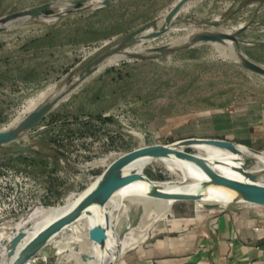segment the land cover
<instances>
[{
	"label": "rangeland",
	"instance_id": "374dc122",
	"mask_svg": "<svg viewBox=\"0 0 264 264\" xmlns=\"http://www.w3.org/2000/svg\"><path fill=\"white\" fill-rule=\"evenodd\" d=\"M178 1L0 0V130L63 95L35 127L0 145V237L32 207L72 200L116 157L142 144L217 138L264 154V74L244 64L249 60L264 68V0H192L164 34L139 35L121 50L122 59L105 60L81 78L96 54L126 34L146 24L149 31L157 30ZM42 6L38 15H20ZM209 32L237 34L238 41H231L237 59L222 51L227 41L195 40ZM161 46L164 50H152ZM232 117L241 124L233 125ZM216 148L186 151L225 156L227 150ZM244 163L248 169L263 166L251 154H245ZM173 170L169 160L159 159L145 176L160 184L192 182ZM205 203L179 200L155 220L154 210L145 213L126 201V210L115 215L117 230L133 225L137 233L128 235L123 252L156 236L173 215L227 207ZM78 227L70 237L88 231V225ZM70 240L57 238L30 264H74L77 253Z\"/></svg>",
	"mask_w": 264,
	"mask_h": 264
},
{
	"label": "water",
	"instance_id": "95a60500",
	"mask_svg": "<svg viewBox=\"0 0 264 264\" xmlns=\"http://www.w3.org/2000/svg\"><path fill=\"white\" fill-rule=\"evenodd\" d=\"M190 1L192 0H179L167 13L165 22L159 25L157 30L149 31L151 25H143L140 28L126 34L113 47L96 54L90 62L85 65L84 70L81 72V78L84 79L95 72L102 62L119 54L124 47L130 44L139 35H143L145 39H153L164 34L168 29V25L171 24V21ZM42 9L43 6L30 11H24L20 15H38L41 13ZM244 29L245 27L240 28L237 34L241 33ZM237 34L227 32H209L196 35L195 40L219 43L226 41L237 42ZM152 50L162 51L164 50V47H156ZM244 64L249 69L257 73L264 74V68L258 64L249 60H244ZM62 97L63 95L58 96L57 98L44 103L38 109L30 111L28 115L22 118V120L19 121L13 128L0 130V145L9 143L19 138L22 133L35 127L58 104ZM175 143L176 146L170 144L140 146L126 154L120 155L117 159H115L110 168L95 181L94 185H92L91 188L88 187V191H86V193L70 209L63 212L57 218L42 227L25 245L20 246L26 236V231L17 232L11 240L8 249V255L10 257L15 255L11 264L30 263L32 260L36 259L41 250L50 244L51 241L67 226L76 222L84 212H89V208L92 205L103 206L120 188L134 181L144 179L146 177L145 175L136 173L127 174L126 169L132 163L147 155H155L157 157L175 155L180 159L198 164L210 177L208 185L210 184L224 187L234 191L235 197L228 203L227 206L237 202H246L264 206V184L260 182L261 178L264 176V168L258 170L248 169L245 166L244 160H242V165L237 166L236 169L239 173H241L243 178H231L216 172L207 158L186 151L187 147H191L193 145H209L240 155L242 152L239 149V145L235 142L217 138L192 137L181 139ZM153 193L155 195L158 194L156 190H154ZM177 198H179V200H197L199 199V196L178 195ZM90 238L98 243L107 239V233L104 226L100 224L94 225L90 229Z\"/></svg>",
	"mask_w": 264,
	"mask_h": 264
},
{
	"label": "bare ground",
	"instance_id": "6f19581e",
	"mask_svg": "<svg viewBox=\"0 0 264 264\" xmlns=\"http://www.w3.org/2000/svg\"><path fill=\"white\" fill-rule=\"evenodd\" d=\"M227 42V45L221 44V48H223L222 51L224 50V52L230 57H234L237 59V54L231 41ZM122 58L123 55L121 54L115 55L109 58L106 64L117 62ZM170 145L176 146V143ZM141 146H145V144H142ZM193 146L197 147L209 145ZM244 147L245 146L239 145V149L242 152L240 155L231 151H226L225 156L213 158L203 156L201 154L196 155L207 158L211 162L213 168L219 174L231 178L242 179L243 176L237 171L236 167L242 165L241 161L244 160L245 154L256 156L263 164V166H257L255 170L264 168V154L256 151L255 149ZM118 157H116V159ZM159 159L169 160L174 168L173 171L178 178L189 179L192 182L181 186L175 183L160 184L145 177L144 179L134 181L120 188L113 194V196L105 205H92L89 208V212H84L76 222L67 226L57 237L52 240L54 241L59 237H66L68 239H71L70 242L73 241L75 246L73 252L77 253L74 264L117 263L123 253V250L125 249L126 238L128 237V235L131 236L132 234L137 233V230L134 229L133 225H130L126 231H123L121 233L117 230L116 221H114V219L116 218V213L119 209L122 208L123 210H126V201H131L135 204L141 205L144 208L145 213L154 210L157 214L155 216V220H157L170 213L174 203L179 201V198H177L178 195L199 196L197 202L201 201L210 204L219 203V205L221 206H227L228 203L235 197L234 191H231L224 187L214 186L210 184L208 185L210 177L198 164L180 159L175 155H168L166 157H157L155 155L144 156L132 163L126 169V173L146 175V169L150 165L156 163V161ZM262 179H264V176L261 178V180ZM94 183L91 184L89 188H91ZM89 188H86L84 191L77 194L75 197H73L72 200L58 206L32 207L20 217L12 220L9 224L7 223L8 225L5 226L7 227V229L6 231L2 232L0 237V264H11L14 260L15 255L10 257L8 255V249L11 240L17 232L26 231V236L20 246L25 245L42 227L47 225L53 219L57 218L63 212L70 209L86 193V191H88ZM154 190L158 192L157 195L153 193ZM210 204H206V206ZM145 217L146 215L144 214L143 218L145 219ZM96 224L104 226L107 233V239L100 243L90 238V229ZM83 225H88V231L86 233L77 236L75 239L73 238V236L70 237L74 229H76L78 226L80 227Z\"/></svg>",
	"mask_w": 264,
	"mask_h": 264
},
{
	"label": "crops",
	"instance_id": "0c3cea01",
	"mask_svg": "<svg viewBox=\"0 0 264 264\" xmlns=\"http://www.w3.org/2000/svg\"><path fill=\"white\" fill-rule=\"evenodd\" d=\"M261 207L237 202L218 212L173 215L156 236L123 252L116 264H264Z\"/></svg>",
	"mask_w": 264,
	"mask_h": 264
}]
</instances>
